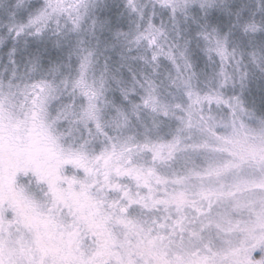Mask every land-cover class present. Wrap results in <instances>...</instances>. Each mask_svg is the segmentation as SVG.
<instances>
[{"label":"snow or ice","instance_id":"6c2138e0","mask_svg":"<svg viewBox=\"0 0 264 264\" xmlns=\"http://www.w3.org/2000/svg\"><path fill=\"white\" fill-rule=\"evenodd\" d=\"M0 264H264V0H0Z\"/></svg>","mask_w":264,"mask_h":264}]
</instances>
